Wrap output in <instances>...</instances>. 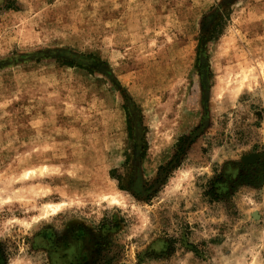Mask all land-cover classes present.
I'll list each match as a JSON object with an SVG mask.
<instances>
[{"label":"rangeland","instance_id":"obj_1","mask_svg":"<svg viewBox=\"0 0 264 264\" xmlns=\"http://www.w3.org/2000/svg\"><path fill=\"white\" fill-rule=\"evenodd\" d=\"M0 264H264V0H0Z\"/></svg>","mask_w":264,"mask_h":264},{"label":"trees","instance_id":"obj_2","mask_svg":"<svg viewBox=\"0 0 264 264\" xmlns=\"http://www.w3.org/2000/svg\"><path fill=\"white\" fill-rule=\"evenodd\" d=\"M217 28V23L214 25L213 29H211L207 34L210 36H205L207 39L213 38V36L217 33L215 32V29ZM214 33V34H213Z\"/></svg>","mask_w":264,"mask_h":264},{"label":"bare ground","instance_id":"obj_3","mask_svg":"<svg viewBox=\"0 0 264 264\" xmlns=\"http://www.w3.org/2000/svg\"><path fill=\"white\" fill-rule=\"evenodd\" d=\"M52 209H53V211H56L58 209V206H55Z\"/></svg>","mask_w":264,"mask_h":264}]
</instances>
